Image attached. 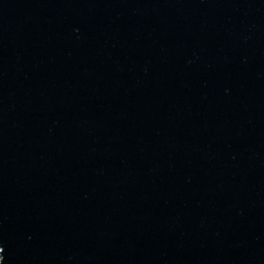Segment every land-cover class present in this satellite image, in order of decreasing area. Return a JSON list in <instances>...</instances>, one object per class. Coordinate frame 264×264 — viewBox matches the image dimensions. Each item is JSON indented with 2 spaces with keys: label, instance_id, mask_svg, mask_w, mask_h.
<instances>
[{
  "label": "water",
  "instance_id": "water-1",
  "mask_svg": "<svg viewBox=\"0 0 264 264\" xmlns=\"http://www.w3.org/2000/svg\"><path fill=\"white\" fill-rule=\"evenodd\" d=\"M0 264H264V0H0Z\"/></svg>",
  "mask_w": 264,
  "mask_h": 264
}]
</instances>
